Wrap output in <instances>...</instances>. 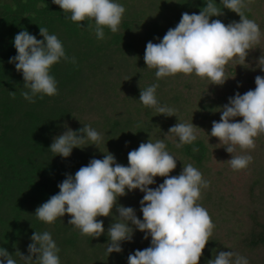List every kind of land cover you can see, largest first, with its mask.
I'll return each instance as SVG.
<instances>
[{
	"label": "trees",
	"instance_id": "1",
	"mask_svg": "<svg viewBox=\"0 0 264 264\" xmlns=\"http://www.w3.org/2000/svg\"><path fill=\"white\" fill-rule=\"evenodd\" d=\"M117 2L126 8L119 31L112 33L105 27L104 39L98 40L87 28L94 20L83 21L80 27L66 19L71 14L52 0H0V247L7 249L17 264H24L17 250L27 256L32 234L48 231L60 249V264H128L129 254L149 247L151 236L144 239L145 233L129 222L133 239L121 242V252L108 255L107 230L119 215L115 206L112 215L97 217L105 228L100 237L81 235L68 224L71 216L67 213L47 224L37 219L35 210L59 192L58 184L66 174L74 175L92 158L103 159L108 152L128 166L129 151L151 138L153 142L164 140L166 150L177 158V167L170 175H179L183 164L191 163L210 181L197 203L208 211L215 227L199 264H206L221 250L238 252L249 264H264V133L255 138L254 149L237 146L233 154L210 135L212 122L220 120V108L228 98L237 91L254 90L255 77L264 76L258 67L264 54V0H252L251 11H245L260 27V43L249 50L244 65L238 57L226 64L223 85L211 84L194 73L157 79L156 69L148 68L144 61L147 42L159 43L184 12L199 14L207 0ZM214 2L223 15L212 16L210 21L219 19L226 25L240 21L237 13L220 4L221 0ZM42 3L47 7H38ZM40 26L57 35L66 55L75 57L76 63L61 59L54 64L50 74L57 81L58 94L43 99L37 95L36 102L30 103L21 95L27 90L22 72L9 59L17 54L15 35L27 30L42 40ZM154 83L159 85V103L176 109L178 117L158 114L139 101L141 89ZM10 91L15 92L14 99ZM178 118L197 126L194 144L176 147L179 139L168 130ZM84 124L102 135L97 145L85 140L67 158L51 152L54 137L67 130L65 125L77 130ZM194 146L199 149L196 153ZM232 155H251L253 160L245 169L233 170L227 161ZM154 179L151 188L158 187L165 177ZM126 192L118 197V205L134 208L142 220L140 200L144 193L139 189Z\"/></svg>",
	"mask_w": 264,
	"mask_h": 264
},
{
	"label": "clouds",
	"instance_id": "2",
	"mask_svg": "<svg viewBox=\"0 0 264 264\" xmlns=\"http://www.w3.org/2000/svg\"><path fill=\"white\" fill-rule=\"evenodd\" d=\"M64 13H70L72 22L83 27V21L94 31L98 40L104 39V29L112 33L119 31L122 17L126 11L117 0H52ZM252 0H221L227 8L240 16V21L227 25L219 19L210 21L212 16L223 15L222 9L214 0H207L199 14L184 12L179 23L169 28L159 43L147 42L144 61L148 68L156 69L157 79L174 76L178 73L195 74L207 78L211 84L223 85L227 80L225 66L238 57L244 65L249 50L254 49L261 40L259 25L247 18L245 11H251ZM15 7V6H13ZM38 7L46 8L42 3ZM37 39L27 30L18 32L14 37L17 54L10 57L18 72H22L27 89L21 95L30 103H35L39 95L58 94L57 81L50 74L51 67L63 59L75 64V57H68L61 40L55 34H49L46 27L40 26ZM159 39V38H158ZM258 67L264 70V54L258 59ZM127 80V79H126ZM255 89L244 94L238 91L228 98V103L221 106L219 121L212 122L210 135L218 138L226 151L233 154L237 146L241 150L255 148V138L264 133V76L255 77ZM154 83L141 89L139 101L147 108H155L158 114L176 115V109L161 105L156 97ZM12 98L15 92L10 91ZM178 117V116H177ZM242 117L240 121L233 118ZM66 131L54 137L50 145L51 152L67 158L73 148L81 147L85 140L97 145L102 135L90 125ZM196 128L192 122H178L171 126L168 133L178 137L176 147L194 144L197 140ZM86 133L79 136L77 133ZM194 153L198 152L193 147ZM214 156V155H213ZM128 166L116 161L112 153L103 159L92 158L74 175L58 184L59 192L52 195L35 210L38 220L52 224L65 213L71 218L68 224L79 229L81 235L100 237L105 232L103 220L98 216L112 215L114 206L118 216L114 217L107 230L110 243L108 255L121 252V242L133 239V227L144 232V239L151 236L150 246L129 254L128 264H199L206 244L215 227L208 211L197 203L201 190L210 186V181L191 163L183 164L179 175H170L177 167V158L166 150L164 140L141 142L137 149L128 153ZM215 158V157H214ZM253 160L251 155H232L227 160L233 170L245 169ZM165 177L158 187L151 188L155 177ZM139 189L144 193L140 200L143 219L137 217L135 209L118 205V197L127 191ZM28 245V255L17 250L16 254L24 264H60L55 240L48 231H35ZM35 257V259H33ZM0 264H17L7 249L0 247ZM206 264H249L248 259L238 252L219 251Z\"/></svg>",
	"mask_w": 264,
	"mask_h": 264
},
{
	"label": "water",
	"instance_id": "3",
	"mask_svg": "<svg viewBox=\"0 0 264 264\" xmlns=\"http://www.w3.org/2000/svg\"><path fill=\"white\" fill-rule=\"evenodd\" d=\"M79 136H84L85 133H77Z\"/></svg>",
	"mask_w": 264,
	"mask_h": 264
}]
</instances>
